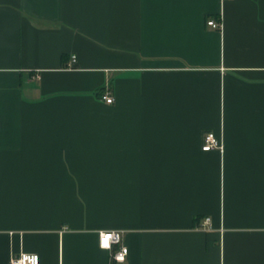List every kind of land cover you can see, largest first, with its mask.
<instances>
[{
	"label": "crops",
	"instance_id": "crops-1",
	"mask_svg": "<svg viewBox=\"0 0 264 264\" xmlns=\"http://www.w3.org/2000/svg\"><path fill=\"white\" fill-rule=\"evenodd\" d=\"M108 230L264 264V0H0V264H110Z\"/></svg>",
	"mask_w": 264,
	"mask_h": 264
},
{
	"label": "built area",
	"instance_id": "built-area-1",
	"mask_svg": "<svg viewBox=\"0 0 264 264\" xmlns=\"http://www.w3.org/2000/svg\"><path fill=\"white\" fill-rule=\"evenodd\" d=\"M207 25L214 29H220L222 24L220 20L216 21L214 19H210L207 21ZM72 59L75 61L76 57L73 56ZM100 99L107 104H113L115 101V98L109 87L102 89V92L100 93ZM203 142L202 149L204 151L222 149L221 141L218 140L212 133L205 134ZM209 225L210 219L206 218L204 221V226ZM99 247L109 253L110 264L124 263L129 254L128 247L122 243L121 232L115 230L99 232ZM10 264H40V258L38 254L21 252L20 254L11 258Z\"/></svg>",
	"mask_w": 264,
	"mask_h": 264
}]
</instances>
